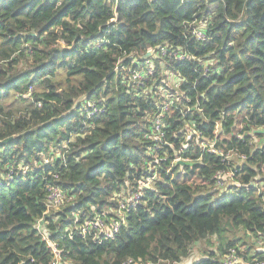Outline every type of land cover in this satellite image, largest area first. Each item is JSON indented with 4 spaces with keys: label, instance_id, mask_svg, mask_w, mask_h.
I'll list each match as a JSON object with an SVG mask.
<instances>
[{
    "label": "trees",
    "instance_id": "16d2710c",
    "mask_svg": "<svg viewBox=\"0 0 264 264\" xmlns=\"http://www.w3.org/2000/svg\"><path fill=\"white\" fill-rule=\"evenodd\" d=\"M55 173L69 201L52 214ZM98 218L113 238L81 233ZM43 236L74 264L264 260L240 248L264 240V0H0V264H55Z\"/></svg>",
    "mask_w": 264,
    "mask_h": 264
},
{
    "label": "built area",
    "instance_id": "2783aa9c",
    "mask_svg": "<svg viewBox=\"0 0 264 264\" xmlns=\"http://www.w3.org/2000/svg\"><path fill=\"white\" fill-rule=\"evenodd\" d=\"M115 1H117V0H115ZM203 26L201 28H198V26H197V28H195V30H194V33L196 34V36L199 40H205L206 39L205 31L203 30ZM149 51L152 52V54L154 53V50H149ZM163 52H165V50ZM147 53L144 56H142L141 58H144V59L147 58L148 57ZM152 54H150V55H152ZM186 57H189L187 53L181 52L178 54L179 59H183ZM146 61L149 63V60H146ZM153 71L154 70H152V67H151L148 70V74H151ZM134 74H135V77H139V78H142V77L144 78L146 76V75L142 76V69L139 71H136ZM135 84L139 85L141 83H135ZM170 99L171 98L168 97L167 103H164L165 104L164 109L168 108L169 105H171ZM164 109L161 110V114L163 113ZM155 128H156V132H158V134L155 136V139H158V140L162 139L164 136V133L162 131L161 126L159 125V119H157V122L155 123ZM227 174H229V173H227ZM218 177L222 179L223 173H220L218 175ZM53 178H54V181L50 182L48 184V196H47L48 213L51 212V210L54 208L57 209V208L63 207L69 201V196H67L66 192L62 189L60 184L56 183V181L59 180L60 176L57 173H55V174H53ZM152 179H153L152 177H148L146 179V182H144L145 180L140 181L138 190H136V192L134 193L132 200H137L140 198V195L142 194L143 189L145 187L151 186V184H149V183L152 181ZM121 208L122 209L126 208V205L122 204ZM38 226H39L40 231L45 234V232L43 230L42 220L38 221ZM119 227H120V221H112V222H110V224H107L101 218H98L96 220L92 219L91 221H88L86 224L84 223L83 225H81L80 231L84 236H86L87 234L92 235L94 237V239L98 238L101 234H103V238L108 239V238H113L115 236V232L118 231ZM43 240L47 241L48 246H50L52 248L51 250L54 253V258H55L54 263L55 264H74L71 261H63L62 260V258L60 256V251L57 248L56 244L50 243L44 236H43ZM260 244L261 245L258 247H264V241H261ZM242 262L249 264V262H246V260L243 256L239 255L238 251L235 248H231L228 251L227 255L221 260V262L219 264H238V263H242ZM124 264H140V263H137L134 260L130 259V260L126 261ZM255 264H264V260L257 261Z\"/></svg>",
    "mask_w": 264,
    "mask_h": 264
},
{
    "label": "rangeland",
    "instance_id": "374dc122",
    "mask_svg": "<svg viewBox=\"0 0 264 264\" xmlns=\"http://www.w3.org/2000/svg\"><path fill=\"white\" fill-rule=\"evenodd\" d=\"M144 59V58H142ZM148 63V62H147ZM144 64L143 65V68H142V76H145L148 74V70L152 67V70H154V67H155V63L153 60L149 61L148 64ZM125 77H129L130 80H132L134 83H141L142 80H143V77L142 78H139V77H135V74L134 72H130L128 71L127 75ZM178 79L177 77L174 76V74L168 72L167 73V77L165 78L164 80V87H160L159 89V93L163 96L164 101L163 103H167V99L170 95L167 93L168 89H173V88H177V85H178ZM236 158V157H235ZM237 159V158H236ZM223 180L225 182H228L230 180V175L229 174H223ZM144 181V180H143ZM146 182V179L145 181ZM152 182H150L149 184H151ZM136 192V191H135ZM132 190H128V189H125L122 191V199H128L130 200L134 193ZM65 206L61 207V208H57V209H52L50 213L52 214H56L58 212H60ZM111 221H116L115 219L111 220ZM242 234V233H241ZM244 235V234H242ZM244 237V236H243ZM247 240V244L246 245H240V248L243 250V252L247 251L248 247H258L260 246V242L261 241H264L263 239L261 238H256V237H246L245 238ZM212 245L209 246L208 243H206V241H199L197 243H195L193 245V248H194V255L190 258V260H193V259H198L200 258L202 255L205 254L206 251L210 250V249H215L217 247V242H216V237H212ZM241 250V251H242Z\"/></svg>",
    "mask_w": 264,
    "mask_h": 264
},
{
    "label": "water",
    "instance_id": "95a60500",
    "mask_svg": "<svg viewBox=\"0 0 264 264\" xmlns=\"http://www.w3.org/2000/svg\"><path fill=\"white\" fill-rule=\"evenodd\" d=\"M147 54L150 55V54H152V52L149 51ZM12 139H13V137H8V138L2 140L1 143H7V142L11 141ZM178 162L180 164H182V165H184V164H193V162H189V161L182 160V159H180Z\"/></svg>",
    "mask_w": 264,
    "mask_h": 264
}]
</instances>
